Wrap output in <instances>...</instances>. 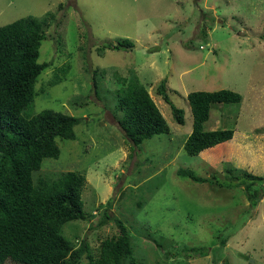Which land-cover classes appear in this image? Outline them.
<instances>
[{
  "label": "rangeland",
  "instance_id": "rangeland-1",
  "mask_svg": "<svg viewBox=\"0 0 264 264\" xmlns=\"http://www.w3.org/2000/svg\"><path fill=\"white\" fill-rule=\"evenodd\" d=\"M47 13L38 62L51 65L39 75L36 89L45 88L27 112L49 108L82 118L75 139L58 140L59 156L43 159L33 173L34 181L65 171L85 176V219L66 222L62 234L76 245L85 241L97 257L100 242L117 233L112 219L100 224L108 209L128 226L134 256L143 264H264V181L252 186L259 196L249 200L243 184L225 188L177 173L233 182L246 173L264 178V0H0V25ZM123 38L133 43L130 50L97 53L101 43ZM93 69L99 98L90 92ZM131 72L169 131L138 147L113 116L114 73ZM55 77L60 81L47 85ZM162 79L171 101L184 110L183 124L157 92ZM223 88L241 100L212 105L204 128H232L239 142L188 155L187 94ZM202 245L208 247L204 257L183 253ZM88 260L85 253L77 264Z\"/></svg>",
  "mask_w": 264,
  "mask_h": 264
},
{
  "label": "trees",
  "instance_id": "trees-1",
  "mask_svg": "<svg viewBox=\"0 0 264 264\" xmlns=\"http://www.w3.org/2000/svg\"><path fill=\"white\" fill-rule=\"evenodd\" d=\"M49 15L22 17L0 25V264H77L85 253L89 258L87 264H143L134 256L128 226L120 218L110 216L108 209L104 210L100 224L112 219L117 233L100 242L97 257H92L85 241L76 245L62 234L66 222L85 219L81 199L84 174L65 171L55 177L41 175L33 180V173L41 168L43 159L59 156L58 140L75 139V127L82 119L49 108L34 114L27 112L45 88L36 89L39 75L51 65L50 61L38 62L41 42L47 38ZM132 47L133 43L123 38L114 43L106 41L96 48L100 55L105 49ZM114 75L118 85L112 91L113 116L132 147L154 135L167 134L164 117L137 75L133 72L128 76ZM91 76L94 88L90 92L99 98L96 69L91 70ZM60 79L55 77L47 85ZM165 81H160L157 92L170 106L174 121L183 124L184 110L171 101ZM186 97L192 113V129L183 143L188 155L196 156L219 145L239 142L234 139L236 132L232 128H204L211 106L238 103L241 100L238 92L225 88L191 91ZM177 173L194 182L210 181L225 188L243 184L249 200L259 196V188L252 186L264 181L249 173L237 176L235 182L219 180L216 174L210 178L195 176L193 171L185 169H178ZM111 202L112 198L106 206ZM225 239L220 238V242ZM156 245L161 247L157 241ZM191 251L198 257L208 255V247L203 245L183 253L194 258ZM222 264L228 263L225 260Z\"/></svg>",
  "mask_w": 264,
  "mask_h": 264
}]
</instances>
